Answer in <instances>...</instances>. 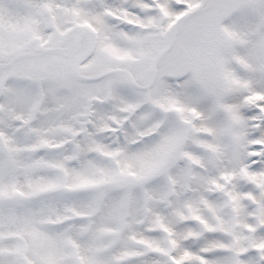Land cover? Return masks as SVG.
Instances as JSON below:
<instances>
[{
    "label": "snow or ice",
    "instance_id": "6c2138e0",
    "mask_svg": "<svg viewBox=\"0 0 264 264\" xmlns=\"http://www.w3.org/2000/svg\"><path fill=\"white\" fill-rule=\"evenodd\" d=\"M0 264H264V0H0Z\"/></svg>",
    "mask_w": 264,
    "mask_h": 264
}]
</instances>
